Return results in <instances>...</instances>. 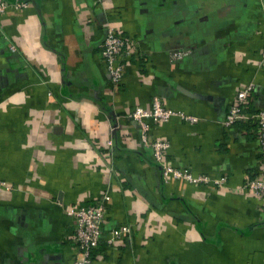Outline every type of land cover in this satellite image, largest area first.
Returning <instances> with one entry per match:
<instances>
[{
  "label": "crops",
  "instance_id": "1",
  "mask_svg": "<svg viewBox=\"0 0 264 264\" xmlns=\"http://www.w3.org/2000/svg\"><path fill=\"white\" fill-rule=\"evenodd\" d=\"M27 1L0 14V264H73L65 209L103 193L104 234L129 231L87 264H264V199L240 188L262 176L255 127L222 125L243 84L264 109V0ZM106 25L133 42L116 84ZM153 96L197 121L147 119L148 138L207 181L161 180L128 116Z\"/></svg>",
  "mask_w": 264,
  "mask_h": 264
},
{
  "label": "built area",
  "instance_id": "2",
  "mask_svg": "<svg viewBox=\"0 0 264 264\" xmlns=\"http://www.w3.org/2000/svg\"><path fill=\"white\" fill-rule=\"evenodd\" d=\"M27 0H0V14L7 7L14 9L23 8L27 5ZM133 42L121 36L115 28L106 25L105 32L100 43L99 54L103 61L105 71L111 83H118L125 70L126 62ZM13 49L12 46H10ZM264 50V40H263ZM188 53L187 49L174 48L169 52L171 60H180ZM252 89L251 83L239 86L228 105V109L222 119V125L227 127L237 121L251 122L255 127L256 139L258 143V157L263 166L262 176L245 178L240 188L248 191L256 197L264 199V109H246L248 96ZM128 116L137 124L139 128V140L148 147L152 154V160L160 168L161 180L166 182L169 177L184 178L191 183L207 181L202 175H193L184 169L175 168L163 161V154L168 147V142L161 138L149 139L147 136V119L157 123L168 121L171 117L183 119L189 123L197 121V117L184 113L181 110L164 106L161 100L153 96L148 107L136 106L128 111ZM216 184L221 180H215ZM107 194L103 193L94 198L88 204L79 207H69L65 213L74 222L73 245L75 258L73 264H87L90 261V251L95 248L102 239L108 243H113L118 237L127 234L129 228L126 225L111 229L104 234L103 224L105 215V200Z\"/></svg>",
  "mask_w": 264,
  "mask_h": 264
},
{
  "label": "trees",
  "instance_id": "3",
  "mask_svg": "<svg viewBox=\"0 0 264 264\" xmlns=\"http://www.w3.org/2000/svg\"><path fill=\"white\" fill-rule=\"evenodd\" d=\"M90 256H91V251H90Z\"/></svg>",
  "mask_w": 264,
  "mask_h": 264
}]
</instances>
